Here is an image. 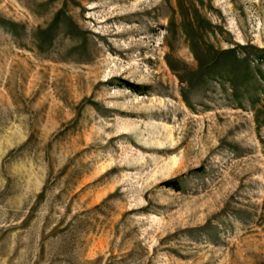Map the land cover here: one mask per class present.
I'll list each match as a JSON object with an SVG mask.
<instances>
[{
    "label": "rangeland",
    "instance_id": "obj_1",
    "mask_svg": "<svg viewBox=\"0 0 264 264\" xmlns=\"http://www.w3.org/2000/svg\"><path fill=\"white\" fill-rule=\"evenodd\" d=\"M0 264H264V0H0Z\"/></svg>",
    "mask_w": 264,
    "mask_h": 264
}]
</instances>
